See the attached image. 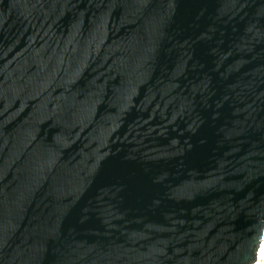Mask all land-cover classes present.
<instances>
[{
  "label": "water",
  "instance_id": "water-1",
  "mask_svg": "<svg viewBox=\"0 0 264 264\" xmlns=\"http://www.w3.org/2000/svg\"><path fill=\"white\" fill-rule=\"evenodd\" d=\"M264 0H0V264H256Z\"/></svg>",
  "mask_w": 264,
  "mask_h": 264
},
{
  "label": "bare ground",
  "instance_id": "bare-ground-1",
  "mask_svg": "<svg viewBox=\"0 0 264 264\" xmlns=\"http://www.w3.org/2000/svg\"><path fill=\"white\" fill-rule=\"evenodd\" d=\"M256 264H264V240L261 242Z\"/></svg>",
  "mask_w": 264,
  "mask_h": 264
}]
</instances>
